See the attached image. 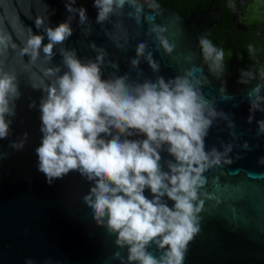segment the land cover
I'll return each mask as SVG.
<instances>
[{
	"label": "water",
	"instance_id": "water-1",
	"mask_svg": "<svg viewBox=\"0 0 264 264\" xmlns=\"http://www.w3.org/2000/svg\"><path fill=\"white\" fill-rule=\"evenodd\" d=\"M250 1L240 0L232 10L238 30L250 31L240 22ZM70 2L0 0V34L9 38L7 49L0 52V69L17 77L21 91L15 102L16 115L8 117L10 135L0 140V264H26L28 260L34 264H121L114 258L118 252L127 264V249L116 247V237L96 225L84 202L91 184L72 172L49 186L38 171L35 149L42 138L39 104L44 95L40 90L49 80L47 70L61 66L60 48L75 50L85 63L103 49L105 79L115 73L140 83L155 81L158 76L199 82L209 109L217 113L205 150L216 148L223 154L231 146L232 151L203 173L205 183L197 202L200 232L190 242L184 264H264V164L259 163L264 158V133L258 126L264 121V69L253 84L239 86L229 73L217 76L204 63L201 38L213 36L222 21L214 4L211 13L198 9L180 15L158 0H131L135 7L126 4L123 14L99 24L94 0H77L74 7L83 6L88 14V21L81 24L78 14L73 17L67 12L65 3ZM38 18L44 20V28L64 21L73 28L72 37L53 48L51 61L45 60L42 51L35 60L26 51L32 35H44L36 27ZM159 28L165 31L153 30ZM158 36L172 46L171 53L165 52ZM141 43L146 45V53L133 68L131 61L137 58ZM149 52L159 64V72L149 67ZM33 103L35 108L30 107ZM249 116L252 123H248ZM20 141L23 149L12 146ZM161 155L166 171L171 157L166 151ZM145 194L151 198L150 192ZM168 204L172 206L171 201ZM148 251L157 257L161 254L155 244Z\"/></svg>",
	"mask_w": 264,
	"mask_h": 264
},
{
	"label": "clouds",
	"instance_id": "clouds-1",
	"mask_svg": "<svg viewBox=\"0 0 264 264\" xmlns=\"http://www.w3.org/2000/svg\"><path fill=\"white\" fill-rule=\"evenodd\" d=\"M76 3L71 0L65 8L73 17L78 14L84 24L87 9L74 7ZM126 4L135 7L131 0H94L96 22L103 24L123 14ZM43 26L44 20L38 18L36 27L43 29L44 35H32L26 51L30 50L33 60L42 51L45 60L51 61L53 48L72 37L73 28L69 21ZM158 39L165 52L171 53L168 41L163 36ZM8 41L0 34V52L7 49ZM201 46L205 57L219 67L223 50L204 38ZM59 53L61 66L47 70L49 80L40 90L44 95L39 104L42 138L35 149L38 171L49 186L72 172L91 184L84 202L96 225L116 237V247L127 249V264H184L188 246L200 232L197 202L205 183L203 173L232 151L231 146L223 154L216 148L205 150V139L217 116L215 109H209L199 82L193 83L188 77L165 80L158 76L155 81L140 83L131 81L127 74L112 73L105 79L103 49L86 63L75 50L60 48ZM145 53L146 45L139 44L137 58L131 61L133 68L139 66ZM146 59L153 72H159L150 52ZM20 98L17 77L0 69V140L10 135L8 117L16 115L15 102ZM30 107L35 108V103ZM252 121L249 116L248 123ZM258 126L264 133V121ZM12 146L21 150L24 142ZM244 147L249 146L245 143ZM164 151L171 157L166 171L162 165ZM259 163L264 164V158ZM153 244L161 253L159 257L148 251ZM114 258L125 264L119 252Z\"/></svg>",
	"mask_w": 264,
	"mask_h": 264
},
{
	"label": "trees",
	"instance_id": "trees-1",
	"mask_svg": "<svg viewBox=\"0 0 264 264\" xmlns=\"http://www.w3.org/2000/svg\"><path fill=\"white\" fill-rule=\"evenodd\" d=\"M240 0H158V3L170 10L180 14L186 13L185 9L191 10L199 7H210L214 3L225 19L217 27L219 40L217 44L214 39H207L217 49L223 50L224 57L217 67L214 62L207 59L200 45L201 59L210 68L213 74L224 76L230 74L235 84L247 86L253 84L264 69V22L253 20L249 25L251 32L239 31L232 22V10ZM254 0L250 6L255 2ZM176 7H179L176 9ZM189 10V9H188ZM248 13L244 12L243 16ZM248 17V16H247Z\"/></svg>",
	"mask_w": 264,
	"mask_h": 264
},
{
	"label": "flooded vegetation",
	"instance_id": "flooded-vegetation-1",
	"mask_svg": "<svg viewBox=\"0 0 264 264\" xmlns=\"http://www.w3.org/2000/svg\"><path fill=\"white\" fill-rule=\"evenodd\" d=\"M214 1V0H213ZM212 1V2H213ZM254 0H251L250 1V3L244 8V10H243V12L241 13V16H240V22H241V24H243V25H245L247 28H249L250 29V31H244V32H251V30H252V28L250 27V23L253 21V20H257V21H259V20H262V22H264V0H262L263 1V9H262V14H261V17L259 18V19H254V18H249V17H247V16H243L244 15V12H246V13H248V8L250 7V4L253 2ZM256 2V1H255ZM254 2V3H255ZM214 3H212V5H213ZM211 5V6H212ZM211 6L210 7H207V8H204V5L203 4H200L199 5V7H197L196 9H194V10H191L192 9V7L193 6H191V8L189 7V8H187V10L185 9V11H186V13H184V14H180V13H178V12H176V13H178V14H180V15H191V14H193L194 12H196V11H198V9H200L199 11H201V12H212V10H211ZM214 6H216L215 4H214ZM217 7V6H216ZM179 7H176V9H178ZM189 9V10H188ZM234 9V8H233ZM217 11H218V16L220 17V18H222V21H224V19H225V17H224V15L221 13V11L218 9V7H217ZM249 19H251V20H249ZM221 21V22H222ZM221 22L218 24V25H216L215 26V28H214V34H213V36H211V37H209V38H206V39H210V38H212V39H214L215 40V42L217 43V44H219V43H221V40H219V38H217V36H218V32H217V27L221 24ZM233 22V21H232ZM235 26V25H234ZM237 29V28H236ZM239 31H243V30H239Z\"/></svg>",
	"mask_w": 264,
	"mask_h": 264
},
{
	"label": "rangeland",
	"instance_id": "rangeland-1",
	"mask_svg": "<svg viewBox=\"0 0 264 264\" xmlns=\"http://www.w3.org/2000/svg\"><path fill=\"white\" fill-rule=\"evenodd\" d=\"M262 9H263V1L262 0H256L255 3H253L249 8H248V17L249 18H254V19H259L262 14ZM251 20V19H249Z\"/></svg>",
	"mask_w": 264,
	"mask_h": 264
}]
</instances>
